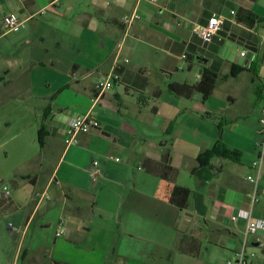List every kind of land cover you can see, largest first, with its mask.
<instances>
[{
    "label": "crops",
    "instance_id": "crops-1",
    "mask_svg": "<svg viewBox=\"0 0 264 264\" xmlns=\"http://www.w3.org/2000/svg\"><path fill=\"white\" fill-rule=\"evenodd\" d=\"M257 1L0 0V166L10 158L33 165V173H10L11 203L0 208L1 236L6 222H18L9 226L10 235H21L15 261L35 254L51 264H237L247 241L256 254L250 264H264V243L261 257L246 221L232 220L240 211L264 219V161L254 165L264 106V7ZM240 9L259 17L256 28L237 22ZM44 11L55 17L42 18ZM135 11L141 19L128 28L123 17ZM10 12L23 23L17 32L4 28ZM213 15L225 23L205 44L192 28ZM200 57L208 63H199L196 78L204 67L219 76L213 95L169 93L170 84L199 82ZM107 78L113 87L100 95L96 85ZM142 95L153 97L149 105ZM87 113L100 129L67 147L70 119ZM218 143L228 156L214 155L212 179H199L198 156ZM167 150L176 185L191 190L185 210L143 167ZM94 161L98 182L90 178Z\"/></svg>",
    "mask_w": 264,
    "mask_h": 264
},
{
    "label": "built area",
    "instance_id": "built-area-1",
    "mask_svg": "<svg viewBox=\"0 0 264 264\" xmlns=\"http://www.w3.org/2000/svg\"><path fill=\"white\" fill-rule=\"evenodd\" d=\"M139 2H153L157 3L158 0H138ZM233 16H236V12H231ZM141 19L137 11L127 14L123 17V23L130 28L135 22ZM225 20L222 17L213 15L208 19V22L205 25H194L192 28V34L199 37L203 43L210 44L213 42V39L218 36L219 32L224 26ZM4 28L7 32H17L21 30L23 23L21 22L20 16L15 12L8 13L3 19ZM242 58L247 57V52L242 51L240 53ZM183 59H186V56H183ZM199 77V76H198ZM113 87V80L107 78L106 80H101L96 85V90L101 94H104L106 91L110 90ZM263 97H264V81H263ZM260 131L259 136L260 140L258 143V160L254 164L255 167L260 166L261 162L264 161V106L261 109L260 115ZM100 122L93 117L90 113L85 115H77L70 119L65 133V144L67 147L77 145L79 143V136L82 134H88L93 130L100 129ZM117 162L120 161L119 158H113ZM100 164L98 161L92 163L90 169V178L93 182H98L102 177V171L99 168ZM252 183H255V180L250 178ZM11 192L7 187H4L2 197L5 202L11 200ZM245 220L247 225V233L251 237H259L261 240H255V243H259V247L263 246L264 240V219H253L249 212L240 211L236 216L232 217V220L238 222L239 220ZM60 231L57 236H62L64 233L63 224H60ZM250 243L245 241L243 250L238 254L237 264H250L253 259L256 258L254 252H249ZM254 245V244H253ZM228 264H234V262L229 261Z\"/></svg>",
    "mask_w": 264,
    "mask_h": 264
},
{
    "label": "trees",
    "instance_id": "trees-1",
    "mask_svg": "<svg viewBox=\"0 0 264 264\" xmlns=\"http://www.w3.org/2000/svg\"><path fill=\"white\" fill-rule=\"evenodd\" d=\"M236 20L238 23L245 25L248 28L254 29L257 27V23L259 17L245 9H240L236 16ZM219 76L217 73L211 71L210 69L203 68L200 80L196 84H178L173 83L168 86V92L177 96L186 99H192L195 95H200L203 100H208L214 93L218 82ZM161 92L155 94L154 98L160 97ZM153 97L140 96V102L143 105H149ZM153 111H157V107H153ZM40 144L44 146V135L43 132L40 133L39 138ZM226 150L222 148V145L218 143L213 150L207 151L197 158L198 167L193 170L194 175H196L199 179L209 181L212 179V174L210 173L211 164L210 160L214 155L222 154L228 156ZM143 167L146 171L159 177L162 181L166 182L170 188V203L180 210H185L189 205V199L191 197V190L187 188L180 187L176 185V179L178 175V171L171 164V152L167 150L165 154H163L160 162H154L152 160H147ZM6 202V204H10Z\"/></svg>",
    "mask_w": 264,
    "mask_h": 264
},
{
    "label": "rangeland",
    "instance_id": "rangeland-1",
    "mask_svg": "<svg viewBox=\"0 0 264 264\" xmlns=\"http://www.w3.org/2000/svg\"><path fill=\"white\" fill-rule=\"evenodd\" d=\"M256 4L258 6H262L264 7V0H258L256 2ZM42 18H48V19H52L55 17V15L49 13L48 11H44L42 13ZM195 65H196V71L193 72V76L195 77L196 80H199L196 78V73L200 70V66L199 63H197L196 61H194ZM57 156H53L48 158V161L46 163V168L48 170H52L54 169L56 163H57ZM7 166H0V192H3L4 187H7L11 194L13 195V189L11 188L12 183L14 182L13 180L15 179L14 176L12 174H10L12 171L17 170L18 172H22V173H33L32 169H33V165L29 166V165H25V166H15L17 164V161L14 158H10L9 160H7ZM188 177V180H190ZM187 180V179H186ZM11 195V196H12ZM8 206V204H6L5 200L3 199V197L0 198V208H4ZM25 212V211H24ZM10 221V220H8ZM17 221V220H16ZM12 222V224L10 222H4V229L7 232V235H0V264H22V262H17L15 261V255L17 253V247L18 244L21 240V235L13 233V235H10V230H9V226H12L13 224L16 225L18 224V222ZM20 222L25 221V218H22L19 220ZM39 221V220H38ZM37 221V222H38ZM33 238V236L29 235V241ZM255 240H261V238L259 237H250L249 241ZM264 243V240H263ZM256 251L259 252V255L262 257V252H261V247H257ZM23 264H51V263H45L43 260H41L40 258L36 257V255H32L31 257H27L26 260L23 261Z\"/></svg>",
    "mask_w": 264,
    "mask_h": 264
},
{
    "label": "water",
    "instance_id": "water-1",
    "mask_svg": "<svg viewBox=\"0 0 264 264\" xmlns=\"http://www.w3.org/2000/svg\"><path fill=\"white\" fill-rule=\"evenodd\" d=\"M197 62L200 63V64H202V65H207L208 60L200 57V58H197ZM254 245L258 247L260 244L259 243H255Z\"/></svg>",
    "mask_w": 264,
    "mask_h": 264
}]
</instances>
